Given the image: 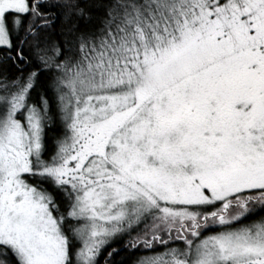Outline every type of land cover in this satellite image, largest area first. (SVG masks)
I'll list each match as a JSON object with an SVG mask.
<instances>
[{"label":"snow or ice","instance_id":"obj_1","mask_svg":"<svg viewBox=\"0 0 264 264\" xmlns=\"http://www.w3.org/2000/svg\"><path fill=\"white\" fill-rule=\"evenodd\" d=\"M0 264H264V0H0Z\"/></svg>","mask_w":264,"mask_h":264}]
</instances>
